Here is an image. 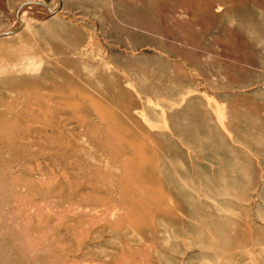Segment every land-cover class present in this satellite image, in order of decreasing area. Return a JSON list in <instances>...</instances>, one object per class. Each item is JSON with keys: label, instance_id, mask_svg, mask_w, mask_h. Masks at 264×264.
<instances>
[{"label": "rangeland", "instance_id": "1", "mask_svg": "<svg viewBox=\"0 0 264 264\" xmlns=\"http://www.w3.org/2000/svg\"><path fill=\"white\" fill-rule=\"evenodd\" d=\"M43 5L0 30V264H264V0Z\"/></svg>", "mask_w": 264, "mask_h": 264}, {"label": "crops", "instance_id": "2", "mask_svg": "<svg viewBox=\"0 0 264 264\" xmlns=\"http://www.w3.org/2000/svg\"><path fill=\"white\" fill-rule=\"evenodd\" d=\"M43 4H50L51 0H37ZM36 0H0V30L8 27L12 21L10 14L17 15L19 20L22 18L20 10L25 9Z\"/></svg>", "mask_w": 264, "mask_h": 264}, {"label": "bare ground", "instance_id": "3", "mask_svg": "<svg viewBox=\"0 0 264 264\" xmlns=\"http://www.w3.org/2000/svg\"><path fill=\"white\" fill-rule=\"evenodd\" d=\"M42 2H40V1H37L36 0V2H34V4H36L37 6H39L42 10H44V11H46V12H48L49 10L43 5V4H41ZM43 14V13H42ZM36 16H39V15H36ZM13 20V19H12ZM13 23H14V21H13ZM11 26V25H10ZM14 24H12V26L10 27V29L12 30L13 28H14ZM10 29L8 30V31H0V33L2 34V33H8L9 31H10ZM3 30H5V29H3ZM34 119V118H33ZM25 139V138H24ZM134 158V157H133Z\"/></svg>", "mask_w": 264, "mask_h": 264}, {"label": "water", "instance_id": "4", "mask_svg": "<svg viewBox=\"0 0 264 264\" xmlns=\"http://www.w3.org/2000/svg\"><path fill=\"white\" fill-rule=\"evenodd\" d=\"M8 34H9V33H2V34L0 33V37H1V36H6V35H8Z\"/></svg>", "mask_w": 264, "mask_h": 264}]
</instances>
